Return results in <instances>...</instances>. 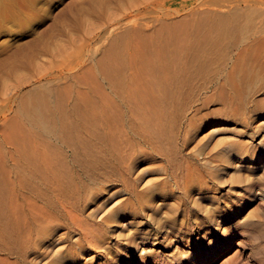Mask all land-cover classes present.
Segmentation results:
<instances>
[{
    "label": "bare ground",
    "instance_id": "bare-ground-1",
    "mask_svg": "<svg viewBox=\"0 0 264 264\" xmlns=\"http://www.w3.org/2000/svg\"><path fill=\"white\" fill-rule=\"evenodd\" d=\"M254 24L251 17L248 26ZM261 24H255L258 31L254 33L232 32L230 28L202 36L190 46L185 37H173L169 44L174 52L169 63L153 55L143 59L140 71L141 79L143 73L156 80L170 67L166 89L157 83L143 87L131 76H121L123 72L118 70L125 63L117 68L107 64L104 74L118 88L117 93L114 97L108 94L102 101L103 111L79 116V125L67 122L60 101L53 102L44 95L38 111L29 117L44 136L42 141L15 132L5 133L6 148L0 141V168L7 174L5 178L0 170V264L28 263L29 250L41 254L50 248L57 232L67 226L73 236L70 256L62 263L66 259H73L74 264L213 263L232 252L241 237L239 247L248 242L257 255V264H264V213L258 207L247 209L256 193L264 191V177L242 175V168H238L241 163L248 169L264 163V151L248 150L247 144L254 141L264 125L246 133L247 141L239 139L216 156L197 149L187 152L184 147L188 138L182 152L178 147L180 130L185 126L191 132L198 123L196 128L202 129L241 117L237 113L259 104L258 97H263L259 100L264 106V23ZM221 76L224 82L209 90ZM198 103H217L221 112L214 118L209 112L207 117L199 116ZM262 117L264 110L256 119ZM71 132H90L100 144L99 148L89 145L87 151L93 157L90 166L94 176L98 175V167L102 170V164L109 165L110 172L116 165L122 180L129 188L132 186L127 202L106 210L100 218L102 210L90 211L89 204H81L94 188L91 183L79 182L68 146L48 140L55 135L63 143L76 144ZM153 153L164 155L172 171L159 185L140 188L137 182L142 174H137L135 161L140 155ZM222 172L228 173V180L244 184V197L217 211L219 200L201 206L199 202L205 196L215 199L217 195L209 191V195H201L200 189L215 190L222 183ZM193 189L195 194L191 193ZM164 195L169 196V204L162 200ZM189 199L193 202L192 213L186 204ZM215 211L220 214H213ZM181 214L185 218L182 222L177 217ZM235 220L238 223L230 226ZM112 248L118 250L114 252ZM241 255L242 251H237L223 264H251V259L245 261ZM30 261L34 264L37 259Z\"/></svg>",
    "mask_w": 264,
    "mask_h": 264
},
{
    "label": "rangeland",
    "instance_id": "rangeland-1",
    "mask_svg": "<svg viewBox=\"0 0 264 264\" xmlns=\"http://www.w3.org/2000/svg\"><path fill=\"white\" fill-rule=\"evenodd\" d=\"M251 17L256 25L264 23V0H0V28H6V31L4 28L0 29L2 145L5 146L7 141L6 132L25 134L38 142L42 141L44 136L38 132L29 117L38 111L44 95L53 102L60 101L67 122L79 125V116L84 112L103 111L102 101L107 99L108 94L114 97L117 93L118 88L104 74V66L107 64L112 63L117 68L120 63H125L118 70L123 72L121 76L125 74L127 79L131 76L132 81H139L143 87L157 83L166 89L170 84V67L161 76L158 75L156 80L143 73L141 79L143 59L158 55L165 63H169L168 60L174 52L169 43L175 36L185 37L190 46L202 36L230 31V28L232 32H257L258 25L248 26ZM258 29H261L260 25ZM223 82L224 76L216 78L209 90L217 88ZM193 84L196 86L195 82ZM118 92L122 93L121 90ZM262 98H256L259 104L253 108L239 111L237 114L243 115L241 117L235 116L202 129L196 128L198 123L191 132L185 126L180 130L178 138L180 151L182 152L181 147L187 138L188 143L184 147L187 152L197 149V152L206 153L208 156L219 155L225 146L234 145L239 139L247 141L246 133L255 131L254 128L260 124L264 125V117L256 119L264 110L263 103L259 100ZM50 106H53L52 102ZM220 107L217 103L208 106L201 103L197 108L199 116L207 117L209 112L214 115H209L210 118H214L221 112ZM216 125L218 126L215 127ZM212 130H215L214 133H210ZM72 138L76 144L63 143L55 135H50L48 140L53 144L59 142L68 146L66 150L71 154L70 160L79 182L91 183L94 188L82 198L81 204H89L90 211L102 210L98 216L100 218L106 210L111 211L126 203L132 186L129 188L122 180L116 165L110 172L107 170L109 165L104 163L102 170L97 168L98 175H93L94 169L90 166L93 157L87 152L88 146L99 148L100 145L95 142L93 134L81 132L74 134ZM247 144H250L248 150L259 153L264 151V128L255 135L254 141ZM138 157L140 158L135 161V169L137 174H142L137 182L140 188L159 185L166 173L172 171L164 155L153 153ZM216 164L219 165V162L216 161ZM238 168H242L239 171L242 175L264 177V163L251 169L241 163ZM0 170L7 178L5 169L1 167ZM227 176L228 173L225 172L221 175L222 183L215 190L204 187L200 189L201 195L209 192L217 195L215 199L205 196L199 202L201 206L209 202L214 204L219 200L217 211L229 202L235 204L244 197V184L228 180ZM192 192L195 194L197 191L193 189ZM176 194L179 196L178 191ZM161 198L169 204V196L167 198L164 195ZM186 204L192 213V199ZM251 207H258L264 213V191L259 190L256 193L247 209ZM218 214L220 212L216 213ZM177 217L180 222L185 220L182 214ZM187 217L190 221L189 216ZM199 219L205 223L202 216ZM238 221L235 220L230 226H235ZM72 236L68 226L62 228L49 243L50 248L41 254L29 250L26 255L28 263L22 264H33L29 262L32 259H37L34 264H74L73 259H66L62 263L64 258L70 256ZM219 236L220 234L216 235ZM75 239L76 236L73 240ZM239 239L227 256L221 257L217 262L205 264H223L237 251H242L240 259H251V264H257V255L252 253V246L244 242L239 247L241 237ZM112 250L115 252L118 249Z\"/></svg>",
    "mask_w": 264,
    "mask_h": 264
}]
</instances>
